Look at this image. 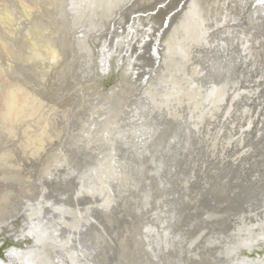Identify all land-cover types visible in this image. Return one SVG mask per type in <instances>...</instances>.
Listing matches in <instances>:
<instances>
[{"label": "rangeland", "instance_id": "obj_1", "mask_svg": "<svg viewBox=\"0 0 264 264\" xmlns=\"http://www.w3.org/2000/svg\"><path fill=\"white\" fill-rule=\"evenodd\" d=\"M122 5L0 0V264H21L13 248L25 236L28 251L51 244L63 257L75 251L77 264H262L247 250L264 236V4L256 0L254 18L238 0L139 1L135 12L157 30L140 31L152 42L135 41L123 78L135 66V80L148 77L118 119L124 133L99 150L117 117L103 115L107 99L92 88L99 61L86 38L97 31L104 47ZM242 219L253 229L231 241ZM189 221L192 228L176 225ZM256 251L264 260V248Z\"/></svg>", "mask_w": 264, "mask_h": 264}, {"label": "bare ground", "instance_id": "obj_2", "mask_svg": "<svg viewBox=\"0 0 264 264\" xmlns=\"http://www.w3.org/2000/svg\"><path fill=\"white\" fill-rule=\"evenodd\" d=\"M139 1H141V0H123V5H122V8H120V10L118 9V10H116L115 11V13L113 14V16H112V19H111V21H110V23H109V25H108V27H107V32L104 34V35H106V37L105 38H102L101 40H104V42H106V44L104 43V42H102V43H104L105 45H104V47L102 46V48H101V46H99V44L101 43V42H99V41H97L98 39H96V35H94V34H96L97 33V31H92L91 33H89L88 34V36H87V38L86 39H88L89 40V42H88V40H87V42L89 43V45L90 44H92V47L91 46H89V47H91V50H92V53H93V55H94V57L96 58V62H97V60L99 61V65H98V62H97V72H96V75L97 76H95L94 78H93V80H92V84H93V90H95V91H97L98 93H100L101 95H102V97H105L107 100H106V102L108 103V106L109 107H107V110L105 111V113L103 114V115H105V114H107L110 110H112L114 113H115V116L117 117V120H116V125H114L115 126V128H113V131L110 133V137H109V139L107 140L108 142H102V143H100V145L98 146V149L100 150L102 147H104L106 144H112V143H114L113 142V140H117L118 139V136L119 135H122L123 133H124V131H125V129L124 128H122V129H118V124H119V120L118 119H120L121 118V120L123 119V115L126 113V111L129 109V107H128V105L130 104L129 102H131V100H132V97L134 96V93H137V91L138 90H140L141 91V89H142V84L145 82V75H147V74H145V75H142L140 78H138L137 80H135V75L136 74H138L137 76H139L140 74H142V72H141V69L138 67V66H135V67H133L132 69H131V71L129 72V74L128 75H126V78H125V80H124V76H125V74H124V70H123V68H125L126 69V62H128L129 60H130V57H131V54H132V52L131 51H133V45L137 42V41H139V40H141V42H140V46H141V44L143 43V46H142V48L143 49H145V47L146 46H148L149 45V43H151V42H149L148 40H146V42H145V39H143V38H140L139 37V34H140V31L142 30V29H144V31H147V33H148V30H149V34H151V31L152 30H154V28L153 27H150V26H148V25H144L145 24V22H147V19H146V15L147 14H145V13H139V12H135V6H136V4H138L139 3ZM225 1V0H224ZM227 1V0H226ZM238 1H240V3H246V4H249L250 6H252L253 8H251V12H252V15H253V17L255 18V17H258L259 16V13H260V10L262 9V6L261 5H258V6H254V4H255V2H256V0H238ZM257 2H259V1H257ZM132 3V4H131ZM227 3V2H226ZM222 4H224V3H222ZM260 4H264V3H261L260 2ZM236 5V4H235ZM226 6V5H225ZM219 7H220V5H219ZM222 7V6H221ZM224 7V6H223ZM222 7V8H223ZM234 7H236V6H234ZM241 7V6H240ZM249 7V6H248ZM124 8V9H123ZM221 8V9H222ZM241 9V8H240ZM247 9V8H246ZM250 10V9H249ZM126 11H128V12H126ZM223 11V10H222ZM126 12V13H125ZM215 12H217V11H215ZM218 13V12H217ZM221 13V12H220ZM220 13H218V14H220ZM130 14V15H129ZM141 14H142V16H141ZM128 15H129V17H128ZM214 16V15H213ZM240 17V16H239ZM243 17V16H242ZM251 17V16H250ZM261 17V16H260ZM260 17H259V19H260ZM262 17H263V15H262ZM215 18V17H214ZM217 18V17H216ZM231 18V17H230ZM234 18V17H233ZM218 19V18H217ZM263 19V18H262ZM121 20H123V21H125L126 22V25L125 26H123V21L121 22ZM253 20V19H252ZM255 20V19H254ZM256 20H257V18H256ZM237 21V20H236ZM215 22V21H214ZM253 22V21H252ZM255 22H258V21H255ZM232 23V22H231ZM249 23V22H248ZM251 23V22H250ZM163 24V23H162ZM221 24V23H220ZM241 24V23H240ZM247 24V23H246ZM255 24V23H254ZM254 24H252V25H254ZM260 24H261V22H260ZM158 25V24H157ZM232 25V24H231ZM249 25V24H248ZM253 27V26H252ZM148 28V29H147ZM254 28V27H253ZM261 28V27H260ZM158 29H161V25H159L158 26ZM218 29V28H217ZM250 29V28H249ZM255 29V28H254ZM257 29V28H256ZM157 30V26H156V28H155V31ZM213 30V29H212ZM154 31V32H155ZM250 31V30H249ZM248 31V32H249ZM250 32H252V31H250ZM215 33V32H214ZM218 33V32H217ZM216 33V34H217ZM153 34V33H152ZM156 34V33H155ZM227 34V33H226ZM252 34V33H251ZM220 35V34H219ZM239 35V34H238ZM264 35V34H263ZM254 36V35H253ZM156 37V36H155ZM154 37V38H155ZM159 37V36H158ZM221 37V36H220ZM251 37V36H250ZM160 38V37H159ZM153 40V39H152ZM156 40H157V37H156ZM155 39L153 40L154 42L156 41ZM209 40V39H208ZM215 40V39H214ZM261 40V39H260ZM136 41V42H135ZM160 41V40H159ZM224 41V40H223ZM242 41V40H241ZM157 42V41H156ZM224 43V42H223ZM248 43V42H247ZM246 43V44H247ZM258 43V42H257ZM264 43V42H263ZM96 44V45H95ZM158 44H160V43H158ZM204 44V43H203ZM208 44V43H207ZM221 44V43H220ZM243 44V43H242ZM102 45V44H101ZM154 44L152 43V46H153ZM200 45V44H199ZM224 45H226V44H224ZM236 45V44H235ZM245 45V44H244ZM261 45H263V44H261ZM151 46V45H150ZM151 46V47H152ZM158 46H160V45H158ZM261 47V46H260ZM153 48H155V51H156V49L157 48H159V47H154L153 46ZM244 48V47H243ZM251 48V47H250ZM254 48H256V47H253V49ZM259 48V47H258ZM264 48V47H263ZM227 49V48H226ZM246 49H247V47H246ZM90 50V51H91ZM134 50L136 51V49H135V47H134ZM146 50H148V53L149 52H151V51H149V49H147L146 48ZM152 50V49H151ZM208 50V49H207ZM144 51V50H143ZM200 51V50H199ZM246 51V50H245ZM250 51V50H249ZM259 51V50H258ZM136 53V52H135ZM256 54V53H255ZM160 55V54H159ZM222 55V54H221ZM241 55V54H240ZM259 55V54H258ZM262 55V54H261ZM161 56V55H160ZM243 57V56H242ZM254 57V56H253ZM155 58V57H154ZM233 58V57H232ZM231 58V59H232ZM249 58V57H248ZM151 59V58H150ZM159 59V58H158ZM238 59V58H237ZM259 59V58H258ZM219 60V59H218ZM256 60V59H255ZM155 61H157L156 59H155ZM221 61V60H220ZM219 61V62H220ZM228 61L230 62V59H228ZM232 61H235V60H232ZM150 62H152L151 60H150ZM154 62V61H153ZM245 62H247V61H245ZM254 62V61H253ZM155 63V62H154ZM226 63V62H225ZM150 64H152V63H150ZM160 64V62H158V65ZM222 64V63H221ZM233 64V63H232ZM154 65V64H153ZM223 65V64H222ZM234 65V64H233ZM232 65V66H233ZM253 65V64H252ZM149 66V65H148ZM152 66V65H151ZM160 66V65H159ZM163 66V65H162ZM153 67V66H152ZM158 67V66H157ZM220 67H222V66H220ZM156 68V67H155ZM223 68V67H222ZM221 68V69H222ZM225 68H226V66H225ZM264 68V67H263ZM140 69V70H139ZM152 69V68H151ZM157 69V68H156ZM256 69V68H255ZM142 70H143V68H142ZM150 70V69H149ZM148 70V71H149ZM234 70V69H233ZM262 70V69H261ZM264 70V69H263ZM144 71H145V69H144ZM155 71H157V70H155ZM158 72V71H157ZM224 72V71H223ZM140 73V74H139ZM145 73V72H144ZM148 73V72H147ZM151 74H153V73H151ZM154 75V74H153ZM152 75V76H153ZM157 75V74H156ZM259 76V75H258ZM263 76H264V74H263ZM147 77H148V75H147ZM146 77V78H147ZM220 77V76H219ZM222 78V77H221ZM262 78V77H261ZM232 79V78H231ZM113 81V83H111ZM248 81V80H247ZM226 82V81H225ZM231 82V81H230ZM229 83V82H228ZM144 85V84H143ZM231 85V84H230ZM141 88V89H140ZM124 89H127V90H125V94L127 93V96H124L123 98H120L121 97V95H123L122 93L123 92H121L122 90H124ZM230 89V88H229ZM129 93H130V95H129ZM249 93V92H248ZM13 93L11 92L10 93V95H12ZM253 94V93H252ZM136 96H137V94H135ZM2 96V95H1ZM136 96H134V97H136ZM256 96V95H255ZM11 97V96H10ZM143 98V97H142ZM141 98V99H142ZM248 98V97H247ZM14 99V98H13ZM136 99H137V97H136ZM135 99V100H136ZM9 100H12V98L11 99H9ZM239 100V99H238ZM246 100V99H245ZM140 101V99L138 98V102ZM235 101V100H234ZM251 101V100H250ZM258 101V100H257ZM11 102H15V100H12ZM10 102V103H11ZM39 102H40V100H39ZM143 102V101H142ZM146 102V101H145ZM144 102V103H145ZM116 103V104H115ZM135 103H137V102H135ZM140 103V102H139ZM148 103V102H147ZM146 103V104H147ZM243 103V102H242ZM9 104V103H8ZM134 104V103H133ZM132 104V105H133ZM29 105V104H28ZM27 105V106H28ZM31 105V104H30ZM33 105V104H32ZM31 105V106H32ZM118 105H119V107L121 106V109L119 110V111H117V107H118ZM132 105H130V106H132ZM243 105V104H242ZM31 106H30V108H31ZM259 106H260V104H259ZM262 106V105H261ZM127 107H128V109H127ZM148 107H149V105H148ZM244 107V106H243ZM26 108V107H25ZM29 108V107H28ZM115 108H116V110H115ZM131 108V107H130ZM233 108V107H232ZM125 109H127V110H125ZM145 109V108H144ZM133 111V110H132ZM186 111V110H185ZM263 111V110H262ZM133 113V112H132ZM127 114V113H126ZM157 114V113H156ZM102 115V116H103ZM131 115V114H130ZM201 115V114H200ZM233 115V114H232ZM183 116V115H182ZM186 116V115H185ZM236 117V116H235ZM224 118V117H223ZM232 119V118H231ZM238 119V118H237ZM222 121V120H221ZM226 121V120H225ZM192 122V121H191ZM199 123V122H198ZM237 123V122H236ZM142 124V123H141ZM179 124V123H178ZM200 124V123H199ZM98 125H100L101 126V122L98 124ZM97 125V126H98ZM121 125V124H120ZM119 125V126H120ZM184 125V124H183ZM96 126V127H97ZM122 126V125H121ZM102 127V126H101ZM191 127V126H190ZM189 127V128H190ZM199 127V126H198ZM184 128V127H183ZM97 129V128H96ZM185 129V128H184ZM247 131V130H246ZM259 131V130H258ZM175 132V131H174ZM129 133V132H128ZM236 133V132H235ZM174 134V133H173ZM197 134V133H196ZM105 136H106V134H104ZM198 135H199V133H198ZM230 135V134H229ZM228 135V136H229ZM235 135V134H234ZM245 135V134H244ZM251 135V134H250ZM121 137V136H120ZM193 137H195V134H194V136ZM192 137V138H193ZM240 137V136H239ZM41 139V138H40ZM156 139V138H155ZM179 139H180V136H179ZM264 139V138H263ZM163 140V139H162ZM243 140V139H242ZM250 140V139H249ZM42 141V140H41ZM201 141V140H200ZM244 141V140H243ZM29 142V141H28ZM163 142L164 141H160V143H158V146L156 147V151H154L153 152V154L155 155L156 153H157V151L158 150H161V147H163ZM191 142V141H190ZM195 142V141H194ZM263 142V141H262ZM233 143V142H232ZM248 143H250V142H248ZM256 143V142H255ZM43 144V143H42ZM192 144V143H191ZM195 144V143H194ZM197 144V143H196ZM181 145V144H180ZM248 145V144H247ZM264 145V144H263ZM185 146V145H184ZM259 146V145H258ZM262 146V145H261ZM202 147V146H201ZM200 147V148H201ZM249 147V146H248ZM150 148V147H149ZM175 148V147H174ZM227 148V147H226ZM25 149V148H24ZM170 149H172V148H170ZM175 150V149H174ZM178 150H180V149H178ZM260 150H262V149H260ZM172 151V150H171ZM246 151H248V150H246ZM179 152V151H178ZM249 152V151H248ZM167 153V152H166ZM239 153H240V151H239ZM247 153V152H246ZM261 153V152H260ZM245 154V153H244ZM262 154V153H261ZM264 154V153H263ZM152 156V157H155V156ZM234 155V154H233ZM232 155V156H233ZM236 155V154H235ZM250 155V154H249ZM248 155V156H249ZM258 155V154H257ZM229 156V155H228ZM228 156H227V158H228ZM252 156V155H251ZM225 157V156H224ZM156 158H157V156H156ZM162 158V157H161ZM203 158V157H202ZM237 158H238V156H237ZM168 159V158H167ZM206 159V158H205ZM245 159V158H244ZM232 160V159H231ZM159 161V160H158ZM175 161V160H174ZM179 161V160H178ZM200 161V160H199ZM198 161V162H199ZM15 162V161H14ZM156 163V162H155ZM185 163V162H184ZM251 163V162H250ZM255 163V162H254ZM164 164V163H163ZM169 164V163H168ZM199 164V163H198ZM207 164H209V163H207ZM214 164V163H213ZM260 164V163H259ZM185 165V164H184ZM205 165V164H204ZM156 166H159V162L156 164ZM164 166H167V165H164ZM169 166V165H168ZM209 166V165H208ZM170 167V166H169ZM186 167V166H185ZM256 167V166H255ZM222 168V167H221ZM229 168V167H228ZM243 168V167H242ZM184 169V168H183ZM223 169H224V167H223ZM249 169V168H248ZM192 170V169H191ZM231 170V169H230ZM243 170V169H242ZM241 171V170H240ZM251 171H252V169H251ZM250 171V172H251ZM256 171H258V170H256ZM170 172V171H169ZM191 172H193V171H191ZM214 172V170L212 171V173ZM219 172V171H218ZM227 172H228V170H227ZM242 172V171H241ZM244 172V171H243ZM254 172V171H253ZM114 174H117V172H113ZM113 173L112 174H110V175H108L106 178L108 179L110 176H112L113 175ZM171 173V172H170ZM211 173V172H210ZM215 173V172H214ZM216 173H217V171H216ZM233 173V172H232ZM173 174V173H172ZM230 174V173H229ZM238 174V173H237ZM240 174V173H239ZM247 174H248V172H247ZM202 175V174H201ZM207 175H209V173L207 174ZM206 175V176H207ZM211 175V174H210ZM212 175H214V174H212ZM242 175V174H241ZM258 175V174H257ZM167 176V175H166ZM173 176V175H172ZM237 176V175H236ZM239 176V175H238ZM180 177V176H179ZM217 178H218V176H216ZM223 177V176H222ZM225 177V176H224ZM228 177V176H227ZM231 177V176H230ZM241 177V176H240ZM239 177V178H240ZM187 178V177H186ZM197 178V177H196ZM211 178V177H210ZM242 178V177H241ZM252 178H253V176H252ZM172 179V178H171ZM212 179V178H211ZM214 179V178H213ZM222 179V178H221ZM225 179H226V177H225ZM224 179V180H225ZM176 180V179H175ZM180 180V179H179ZM201 180V179H200ZM208 180V179H207ZM215 180V179H214ZM243 180V179H242ZM234 181H236V180H234ZM241 181V180H240ZM174 182V181H173ZM222 182H224L223 181V179H222ZM231 182V181H230ZM233 182V181H232ZM232 182H231V184H229V186L230 185H232ZM243 182V181H242ZM245 182V181H244ZM250 182V181H249ZM209 183V182H208ZM217 183V182H216ZM215 183V184H216ZM198 184V183H197ZM219 184V183H218ZM233 184H234V182H233ZM206 185V184H205ZM226 185V184H225ZM235 185V184H234ZM238 185V184H237ZM169 186V185H168ZM171 186V185H170ZM203 186V185H202ZM219 186V185H218ZM167 187V186H166ZM181 187V186H180ZM220 187H222V186H220ZM174 188V187H173ZM219 188V187H218ZM226 188V187H225ZM235 188H236V185H235ZM169 190H170V188H168ZM180 189V188H179ZM193 189V188H192ZM203 189V188H202ZM237 189H238V187H237ZM190 190V189H189ZM214 190V189H213ZM240 190V189H239ZM238 190V191H239ZM252 190V189H251ZM178 191H180V190H178ZM186 191H188V190H186ZM204 191V190H203ZM255 191V190H254ZM261 191V190H260ZM167 192V191H166ZM181 192V191H180ZM199 192V191H198ZM236 192H237V190H236ZM247 192V191H246ZM245 192V193H246ZM253 192V191H252ZM251 192V193H252ZM259 192V191H258ZM257 192V193H258ZM169 193H170V191H169ZM216 193V192H215ZM250 193V192H249ZM264 193V192H263ZM174 194V193H173ZM239 194V193H238ZM243 194V193H242ZM223 195V194H222ZM252 195V194H251ZM256 195V194H255ZM231 196V195H230ZM235 196V195H234ZM257 196V195H256ZM158 197V196H157ZM238 197V196H237ZM240 197V196H239ZM261 197V196H260ZM259 197V198H260ZM182 200V199H181ZM201 200V199H200ZM177 201V200H176ZM215 201V200H214ZM223 201V200H222ZM248 201V200H247ZM252 201V200H251ZM213 202V201H212ZM215 203H218V202H215ZM253 203V202H252ZM263 203V202H262ZM229 204V203H228ZM260 204V203H259ZM175 205V204H174ZM211 206V205H210ZM213 206V205H212ZM251 206V205H250ZM260 206H261V204H260ZM263 206V205H262ZM198 207V206H197ZM214 207V206H213ZM224 207H226V206H224ZM223 207V208H224ZM252 207H253V205H252ZM236 208V207H235ZM212 209H214V208H212ZM240 209V208H239ZM215 210H216V208H215ZM214 210V211H215ZM222 210V209H221ZM227 210V209H226ZM225 210V211H226ZM220 211V210H219ZM257 211V210H256ZM207 212V211H206ZM209 212V211H208ZM217 212V211H216ZM223 212V211H222ZM229 212V211H228ZM237 212H238V210H237ZM260 212V211H259ZM220 213V212H219ZM217 214V213H216ZM222 214H224V213H222ZM256 214V213H255ZM254 214V215H255ZM239 215V214H238ZM238 215H236V216H238ZM240 215H241V213H240ZM247 215V214H246ZM205 216V215H204ZM213 216V215H212ZM253 216V215H252ZM240 217V216H239ZM244 217V216H243ZM246 217V216H245ZM204 218V217H203ZM235 218V217H234ZM242 218V217H241ZM250 218V217H249ZM255 218V217H254ZM257 218H259L258 216H257ZM179 220V219H178ZM200 221V220H199ZM216 221H218V220H216ZM215 221V222H216ZM219 221H220V219H219ZM233 221V220H232ZM236 221V220H235ZM243 219H242V224L240 225V230H239V235L234 239V236H233V239L231 240V241H233V240H236V239H240L241 240V242H243V241H245L244 239H242V238H240V237H243V238H248L249 236H247L246 234H242L243 232H246L247 231V229L248 230H251V229H253L252 228V226H253V224H251V223H243ZM246 221V220H245ZM258 221V220H257ZM173 222V221H172ZM198 222V221H197ZM221 222V221H220ZM228 222V221H227ZM237 222V221H236ZM191 221H189V222H187L186 224L185 223H182V222H180V223H176V225H180V226H183V225H186V227L187 226H189V228H192V226H191ZM194 223H196V222H194ZM200 223V222H199ZM205 223V222H204ZM207 223V222H206ZM209 223L210 222H208V225H209ZM224 223V222H223ZM232 223V222H231ZM171 224V223H170ZM174 224V223H173ZM172 224V225H173ZM181 224H183V225H181ZM211 224V223H210ZM225 224H227L226 222H225ZM229 224V223H228ZM233 224V226H234V223H232ZM231 224V225H232ZM256 224V223H255ZM160 225V224H159ZM164 225H166V224H164ZM163 225V226H164ZM178 225V226H179ZM200 225V224H199ZM206 224H204V226H205ZM216 225V224H215ZM210 226V225H209ZM212 226V225H211ZM236 226V225H235ZM239 226V225H238ZM261 226V225H260ZM196 227V224H195V226H194V228ZM197 227H198V224H197ZM202 227V226H201ZM200 227V228H201ZM208 227V226H207ZM222 227V226H221ZM163 228V227H162ZM164 228H167V227H164ZM174 228V227H173ZM172 227H171V225H170V229H173ZM183 227H180V229H182ZM200 228H198V229H200ZM232 228V227H231ZM236 228V227H235ZM263 228V227H262ZM174 229H176L177 231H178V229L176 228V226H175V228ZM179 229V230H180ZM196 229V228H195ZM216 229H218V228H216ZM225 229V228H224ZM223 229V230H224ZM162 230V229H161ZM175 230V231H176ZM203 229H201V231H202ZM237 230V229H236ZM157 231H160L159 229H156V230H154L152 233H155V232H157ZM167 231H169V229L167 228L166 229V231H165V229H164V232H165V234H166V236L168 237V236H170V233H172V232H167ZM171 231V230H170ZM174 231V230H173ZM181 232H183L182 230H180ZM197 231V230H196ZM199 231V230H198ZM205 231V230H204ZM214 231H216L215 229H214ZM234 231V230H233ZM163 232V231H162ZM185 232V231H184ZM252 232V231H251ZM178 233H180L179 231H178ZM195 233V232H194ZM197 233V232H196ZM217 233V232H216ZM220 233H221V231H220ZM226 233V232H225ZM174 234V233H173ZM181 234H183V233H181ZM181 234H180V236H181ZM189 234H191V232L189 233ZM201 234V233H200ZM203 234V233H202ZM205 234V233H204ZM215 234V233H214ZM222 234V233H221ZM152 235V234H151ZM178 235V234H177ZM184 235V234H183ZM192 235L193 234H191V237H192ZM194 235H196V234H194ZM236 235V234H235ZM172 236V235H171ZM179 236V237H180ZM201 236V235H200ZM207 236H209V235H207ZM206 236V237H207ZM177 237V236H176ZM175 237V238H176ZM188 237V236H187ZM195 237V236H194ZM194 237H192L191 239L193 240V238ZM198 237V236H197ZM218 237V236H217ZM227 237V236H226ZM156 238H157V236H156ZM159 238H161V237H159ZM164 238V237H163ZM175 238H174V240H175ZM208 238H210V237H208ZM207 238V239H208ZM223 238H224V236H223ZM228 238V237H227ZM231 238V237H230ZM166 239V238H165ZM172 239V238H171ZM176 239H178V237L176 238ZM180 239H182V238H180ZM188 239H190V237L188 238ZM187 239V240H188ZM191 239H190V242H191ZM179 240V239H178ZM186 240V238H185V241H187ZM228 240V239H227ZM157 241V240H156ZM185 241H183V242H185ZM160 242V241H159ZM181 242V241H180ZM210 242V241H209ZM157 243H158V241H157ZM179 243V242H178ZM182 243V242H181ZM195 243V242H194ZM160 244V243H159ZM180 244V243H179ZM174 247L175 246H177V243H175L174 242ZM162 246V245H161ZM170 246V245H169ZM165 247V246H164ZM257 247H259V248H264V236L263 237H260V236H255L254 237V240L252 241V244L250 245V247H249V249L247 250L248 252V256H247V258L250 260V261H254V260H256V261H258L259 263H262L263 264V262H264V260H262V255H260V257L258 256V254H257V251H256V248ZM160 248H162L163 249V246L162 247H160ZM228 247H226V249H227ZM13 249H15V252H16V254H18L20 257H21V264H77V263H79V257L81 258V256L79 255L78 256V254H76V252L75 251H71V250H69V251H66L67 252V257H63V255L62 254H60V253H56V251H55V248L51 245V244H47V243H43V244H41V242H39L37 245H35V246H33V248L31 247L30 249L31 250H29L28 251V249H27V247L25 248V247H14ZM229 249H230V247H229ZM228 249V250H229ZM34 250H37L36 252H34ZM68 250V249H67ZM60 251V250H59ZM64 251H65V249H64ZM230 251V250H229ZM232 252V251H231ZM247 253L245 254V256L247 255ZM57 254H59V256H57ZM233 256V255H232ZM242 257V256H241ZM83 259V258H82ZM1 261V260H0ZM14 263V262H13ZM245 263V262H244ZM16 264V263H15ZM255 264V263H254Z\"/></svg>", "mask_w": 264, "mask_h": 264}, {"label": "water", "instance_id": "obj_3", "mask_svg": "<svg viewBox=\"0 0 264 264\" xmlns=\"http://www.w3.org/2000/svg\"><path fill=\"white\" fill-rule=\"evenodd\" d=\"M154 14H155V12H153ZM141 16H142V14H141ZM140 53V52H139ZM21 217H22V219H23V216L21 215L19 218H17V221H18V219H21ZM25 239L23 240L24 242L23 243H21V242H19V245H21L22 247H24L22 244H29V243H31L30 241H31V238H28L27 236H25L24 237ZM42 240H44L43 238H42ZM11 244H14V242L13 241H10L9 242V245H7L8 247L11 245ZM7 247V248H8ZM7 250H9V249H6V251ZM1 253H2V251L0 250V258L2 257V255H1ZM9 256H7V258H3V260H5V261H9ZM6 259H8V260H6ZM9 264H10V261L8 262Z\"/></svg>", "mask_w": 264, "mask_h": 264}, {"label": "snow or ice", "instance_id": "obj_4", "mask_svg": "<svg viewBox=\"0 0 264 264\" xmlns=\"http://www.w3.org/2000/svg\"><path fill=\"white\" fill-rule=\"evenodd\" d=\"M261 3H264V0H260Z\"/></svg>", "mask_w": 264, "mask_h": 264}]
</instances>
